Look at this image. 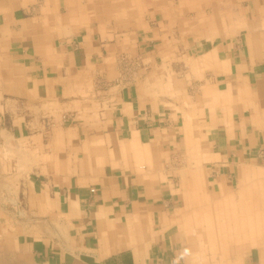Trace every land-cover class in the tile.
Here are the masks:
<instances>
[{
	"label": "crops",
	"instance_id": "1",
	"mask_svg": "<svg viewBox=\"0 0 264 264\" xmlns=\"http://www.w3.org/2000/svg\"><path fill=\"white\" fill-rule=\"evenodd\" d=\"M183 261L264 264V0H0V264Z\"/></svg>",
	"mask_w": 264,
	"mask_h": 264
},
{
	"label": "rangeland",
	"instance_id": "2",
	"mask_svg": "<svg viewBox=\"0 0 264 264\" xmlns=\"http://www.w3.org/2000/svg\"><path fill=\"white\" fill-rule=\"evenodd\" d=\"M138 55H132V54L127 53L121 56L120 58L121 76H125L127 79L130 80L132 78L135 79V77H139L142 73L146 71L148 60L141 53H139ZM206 248H209V246H206ZM230 248H231L230 250L234 252L233 250H235V247L231 246ZM210 255L211 253L208 252L207 256L210 257ZM182 264H184V261Z\"/></svg>",
	"mask_w": 264,
	"mask_h": 264
},
{
	"label": "bare ground",
	"instance_id": "3",
	"mask_svg": "<svg viewBox=\"0 0 264 264\" xmlns=\"http://www.w3.org/2000/svg\"><path fill=\"white\" fill-rule=\"evenodd\" d=\"M211 247H213V245Z\"/></svg>",
	"mask_w": 264,
	"mask_h": 264
}]
</instances>
